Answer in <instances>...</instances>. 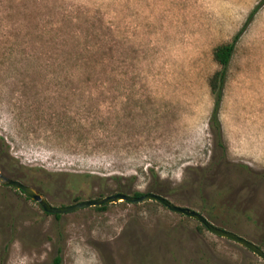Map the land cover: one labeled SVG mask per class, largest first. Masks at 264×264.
<instances>
[{
  "label": "rangeland",
  "instance_id": "rangeland-1",
  "mask_svg": "<svg viewBox=\"0 0 264 264\" xmlns=\"http://www.w3.org/2000/svg\"><path fill=\"white\" fill-rule=\"evenodd\" d=\"M234 35L220 158L207 79ZM0 137L52 206L112 175L146 192L151 170L264 251V0H0ZM94 207L54 216L0 185V264H264L157 201Z\"/></svg>",
  "mask_w": 264,
  "mask_h": 264
},
{
  "label": "trees",
  "instance_id": "trees-1",
  "mask_svg": "<svg viewBox=\"0 0 264 264\" xmlns=\"http://www.w3.org/2000/svg\"><path fill=\"white\" fill-rule=\"evenodd\" d=\"M257 6L253 7L249 14L247 15L246 20L250 19L252 14L254 13ZM236 38V35L233 36L231 41L221 43L216 45L212 50V59L217 63L218 69L215 70L212 74L209 75L207 79V85L209 88V92L212 96L213 102L212 107L209 113L208 117V127L210 129V132L213 137L214 145L216 148V152L218 151L219 157H224V151L225 147L222 144L221 139V131H220V125L218 120V110L220 105V100L222 96V86L225 80V70L227 63L230 59V56L232 54L233 50V44L234 40ZM20 165L18 164L17 160L10 155L8 151V145L5 143L2 137H0V170L1 172L6 175L7 177L17 179L21 181L24 184L33 186L40 190L42 193H46L49 191L47 186H41L33 182L32 180H28L26 178L25 174H23L20 170ZM151 172V179L149 184L147 185L146 192H153L160 195L165 196V194L168 191L167 183L163 180H159L158 177ZM104 180H112L113 186L105 185L104 184V191L108 194L112 193H123V194H129L132 196H140L144 192H141L139 190H132L130 186L126 185L125 183H120V180L122 179L121 175H112L109 178H103ZM101 193H98V196H101ZM77 198H74V201H76ZM100 206H95L94 208H101ZM58 214H54V216H57Z\"/></svg>",
  "mask_w": 264,
  "mask_h": 264
},
{
  "label": "water",
  "instance_id": "water-1",
  "mask_svg": "<svg viewBox=\"0 0 264 264\" xmlns=\"http://www.w3.org/2000/svg\"><path fill=\"white\" fill-rule=\"evenodd\" d=\"M0 185L11 186L17 190H20L24 195H26L30 200L36 202L41 209L50 214H62L71 211L78 210L80 208L89 207V206H99L102 204L115 203L118 201H126L130 203L142 202L145 200H154L160 203L162 206L166 207L168 210L182 214L189 218L196 220L199 224L205 227L212 234L229 239L240 246L248 249L254 255L264 260V251L260 249L255 243L247 240L246 238L237 235L236 233L217 227L210 223L202 214L199 212L190 209L186 206H180L169 201L165 196L153 193V192H144L140 196H132L129 194L123 193H112L96 198H90L85 200H80L69 205L62 206H52L47 201L44 194L37 188L24 184L17 179H13L4 175L0 170Z\"/></svg>",
  "mask_w": 264,
  "mask_h": 264
}]
</instances>
